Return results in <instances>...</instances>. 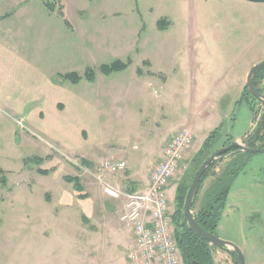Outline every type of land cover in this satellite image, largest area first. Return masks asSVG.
<instances>
[{
	"label": "rangeland",
	"instance_id": "374dc122",
	"mask_svg": "<svg viewBox=\"0 0 264 264\" xmlns=\"http://www.w3.org/2000/svg\"><path fill=\"white\" fill-rule=\"evenodd\" d=\"M39 1L52 3L53 0ZM54 1L67 4L66 13L69 20L73 24L80 21L89 23V30L97 23L103 24L107 33L111 25L125 27V30L120 31V44L117 47V50L120 48L121 54L129 50L135 38V47L126 53L128 57L117 56L115 50L110 47L105 48L107 51L97 54L98 66L110 65L117 58H122L124 62L130 59L131 64L132 59L134 61V64H130L125 71L110 76H103L99 72L103 80L98 84L101 92L104 89L103 85L111 89L117 85L126 87L134 85L137 88L143 85L149 90L147 94L151 95L153 103L160 102L157 99L159 96L162 102L164 100L168 105L176 108L174 111L179 110L177 114L180 113L184 118L188 116L189 105L194 101V104L202 108L203 117L197 123L201 134L208 129L211 121L214 123L220 121V128L214 134L211 146L203 156L193 158L194 149L190 158L183 156L179 170L170 182L171 188L168 194L171 201L175 199L180 181L188 176L186 183L188 185L206 156L251 133L252 124L254 125L252 110L246 102L240 101L242 82L239 81L244 77L246 84V77L252 67L264 62L263 59L250 66L252 60L264 58V29L263 34H260L261 28H264V3H256L259 6L257 10L248 9L244 12L237 7L238 4L234 0ZM241 1L246 3L244 0ZM57 12L58 10L55 12V17L65 26L64 20L58 17ZM116 14L119 16H114ZM162 19L172 24L170 28L168 24V29L165 31L157 27V22ZM255 26L261 27L258 33L255 31ZM65 27L68 28L67 25ZM145 38L147 49L143 53L141 49L144 50ZM127 42L130 43L129 46L126 45ZM193 51L199 54L198 56L207 58L210 56L211 59L217 56L221 59L224 56L225 60L220 63L230 65L233 70L227 73L229 69H225L226 71L221 72L214 68L213 63L202 64L204 72H199L197 76H202L204 79L195 94L183 95L177 92L175 87L177 85L187 87L189 79L179 75L172 76L170 72L166 75L152 74L156 83L152 80L151 88H148L146 83L133 82L130 75L132 70L136 76H140L150 68L149 63L145 61H153L151 62L153 70H157V66L168 69L174 63L188 60ZM139 54L141 56L138 59L136 56ZM144 57L147 60L142 62ZM81 64H85V60H78V66ZM93 64L89 62L90 68L95 70ZM133 65L135 68L131 69ZM78 72L84 73L80 70ZM216 80H222L224 87L212 89ZM80 82L79 86H73L77 89L75 92L86 86L84 79ZM142 92V94L139 91L135 92L132 98L136 105L130 108V103H126L123 106V112H126L127 108L136 109L140 106L138 98L146 93L145 90ZM110 96L114 97L112 91ZM111 105V109L107 111L109 116L106 118L103 116L102 119V121L111 120L114 124L103 127L104 133L110 136L126 129L125 126L117 125L118 110L114 111ZM13 116L6 110L0 111V169L5 172L7 179L5 186L0 184V264H73L72 255L76 251H69L71 248L66 246L63 238L60 239L61 235L48 237L47 232L43 234L41 230L39 231L38 219L48 213L44 201L45 192L55 190L61 177L71 174V168L68 165L77 166L79 162L70 153L56 152V149L68 152L57 141L58 139L54 141L47 135H43L39 129ZM131 127L135 129L134 122L131 123ZM104 139L105 136H103ZM137 142L136 150L126 149V154L129 152L137 155L149 154L154 147L152 141L148 144ZM49 145L53 152L51 155L58 157L61 167H58L56 173L50 171L48 176H41L37 174V169L50 170L53 164L51 161L47 162L49 157L43 158ZM192 147L188 151L192 150ZM31 158H42L45 162L40 166L25 162L26 159ZM109 159L115 158L111 156ZM217 167L220 173L227 169V173L236 172L237 175L233 179H230L229 174L221 177L222 188L228 187L229 191L226 207L215 232L216 236L237 245L244 255L246 264H264V153L234 154L222 158ZM98 170L99 168L96 176L99 173ZM107 175L103 174L102 177ZM211 181L212 179L205 182L204 190ZM222 188L215 195L219 196ZM82 205L81 200H76L74 207L82 210ZM47 220L46 215L45 224ZM262 235L263 239H260ZM96 242H101V239H96ZM214 253V264H233L231 258L225 253L218 250H214Z\"/></svg>",
	"mask_w": 264,
	"mask_h": 264
},
{
	"label": "crops",
	"instance_id": "0c3cea01",
	"mask_svg": "<svg viewBox=\"0 0 264 264\" xmlns=\"http://www.w3.org/2000/svg\"><path fill=\"white\" fill-rule=\"evenodd\" d=\"M234 2L244 12L248 9H259L258 4L253 2L245 3L241 0ZM52 3H56V6L53 11H49L47 8L44 9V2L39 0H0V111L6 110L12 113L13 117L39 129L43 135L53 140L58 139L57 141L68 152L61 149L60 151L56 149V152L70 153L79 162L77 166L68 165L71 174L67 176L79 179L81 194L85 195V198L79 199L73 184L65 182L66 176H62L57 188L44 194L48 208V213L45 214L48 220L45 224L46 215L38 219L39 231L41 230L43 234L47 232L48 237L61 235L60 239L63 238L66 246L71 248L69 251H76L72 255V260L70 259L73 264H125L130 234L119 219L121 202L95 178L97 169L111 156L116 161L123 160L127 164V170L115 176H103L101 178L103 183L112 190L122 192L135 193L143 190L148 184L150 173L161 160L164 149L178 130L188 129L193 134L192 150L184 153V158H190L193 149L196 155L207 137L213 131L219 130L220 121L217 123L211 121L208 129L201 134L197 123L203 117L202 108L194 104V101L189 105L188 116L184 118L180 113L177 114L179 110L174 111L176 108L171 107L164 100L162 102L159 96L157 99L160 102L153 103L151 95L147 94L149 90L143 85L141 88L134 85L129 87L117 85L112 89L103 85L104 89L101 92L98 84L103 80L98 73L102 65H97V54L107 51L105 48L110 47L115 50L117 56L128 57L126 53L135 47V38L129 50L121 54L120 48L117 50V47L120 44V31L125 30V27L111 25L107 33L103 24L97 23L89 30V23L80 21L73 24L69 20L66 13L67 4L54 0ZM59 9L62 10L63 16L57 12L58 17L60 16L64 23L66 20L68 24H65L68 28L55 17V12ZM164 22L163 31L168 29L169 24L167 20ZM171 26L172 24H169V28ZM260 28L255 26V31L258 33ZM263 29L261 28L260 34H263ZM143 41L144 50L141 49V52L145 53L146 38ZM198 55L193 51L188 60L174 63L168 69L157 66V70H153L151 64L153 61L150 62L144 57L142 62L147 60L145 62L149 63L150 68L140 76H136L133 70L130 75L134 83H146L148 88H151L152 80L156 83L151 76L155 73L166 75L170 72L172 76L185 77L189 79L187 81L189 85L175 87L177 92L185 95L195 94L200 87L199 84H202L204 78L197 76L203 71L202 64L213 63L214 68L221 72L229 69L228 73L233 70L230 65L220 63L225 60L224 56L221 59L212 56L215 59H211L210 56L207 58ZM139 56L141 54L136 58L139 59ZM263 59L260 57L252 60L250 66ZM78 60H85V64L78 66ZM88 60L94 63L96 79L93 83L85 81L86 86L75 92L77 89L73 86H79L82 82L73 85L62 82L60 77L71 73L83 77L85 71L91 69ZM117 60L122 61V58ZM133 62L132 59V64ZM133 66L130 68L134 69L135 65ZM79 70L84 73L79 74ZM239 82L243 84V86L241 84L242 95L245 88L244 77ZM212 87V89L224 87V82L216 80ZM142 90L146 93L138 98L140 106L136 109L127 108L126 112H123L126 103H130V108L136 105L132 96L136 91L142 94ZM111 91L114 94L112 98ZM100 99H104L105 102ZM240 101L243 102L241 98ZM110 105L113 106L114 111L118 110L117 125L126 128L111 136L104 133L103 127L114 124L111 120L102 121L103 116L105 118L109 116L107 111L111 109ZM132 122L135 123V129L131 127ZM27 133L30 134V131L27 130ZM103 136H105L104 140ZM137 141L144 144L152 141L154 147L149 154L137 155L131 152L126 154V149L136 150L134 147L137 148ZM52 153L49 145L43 158L51 159L47 161L53 163L50 171L56 173L61 165L58 157L51 155ZM76 200L82 201V210L74 207ZM98 238L101 239L99 243L96 242ZM259 238L263 239V235ZM112 259L115 260L110 261Z\"/></svg>",
	"mask_w": 264,
	"mask_h": 264
},
{
	"label": "built area",
	"instance_id": "2783aa9c",
	"mask_svg": "<svg viewBox=\"0 0 264 264\" xmlns=\"http://www.w3.org/2000/svg\"><path fill=\"white\" fill-rule=\"evenodd\" d=\"M193 142L188 129L178 130L150 173L147 186L135 193L112 190L101 179L103 174L124 172L127 169L125 161L106 159L100 165L95 178L121 202L119 219L130 234L125 264H183L175 240L174 205L168 197V189L184 153Z\"/></svg>",
	"mask_w": 264,
	"mask_h": 264
},
{
	"label": "trees",
	"instance_id": "16d2710c",
	"mask_svg": "<svg viewBox=\"0 0 264 264\" xmlns=\"http://www.w3.org/2000/svg\"><path fill=\"white\" fill-rule=\"evenodd\" d=\"M246 1L253 2V3H264V0H246ZM44 5L49 11H53V8L56 6V3L45 1ZM58 12L61 16H63L61 9H59ZM65 23H67L66 20H65ZM164 23H165L164 20H161L158 22L157 27L159 30L163 31L165 29ZM130 64H131L130 59H128L126 62L117 60V61L112 62L110 65H102L99 68V72L103 76H110L114 73L125 71ZM263 74H264V69H261L255 73L254 77H256L257 75H260V77L262 78ZM83 79L87 81L88 83H93L96 79V71L93 69H87L83 77H80L76 73H71L63 77H60V80L62 82H69L73 85L78 84ZM215 133L216 131H213L207 137L201 149L195 155L194 158H199L200 156H203L204 153L207 150H209L211 143H212V138L214 137ZM246 145L247 147L252 148V149L258 148L253 138H251ZM237 154H240V153H237ZM208 156H206L203 159V161ZM221 159L222 158H219L217 161L211 163L208 169L206 170V172L204 173V175L202 176L201 181H200L199 191L195 197L193 207H192L193 216L195 220L204 229H206L207 231H209L210 233L214 235H216L215 232L218 228L219 222L221 220L224 209L226 207V200H227L228 191H229L228 187L222 188L223 185L221 182L223 180L221 177L225 176L226 174H229L230 179H233L237 175L236 172L227 173V169H224L220 173L217 165L221 161ZM44 161L45 160L42 158H31V159L25 160L26 163L33 164L34 166H40L41 164H43ZM82 163L84 164V162ZM36 172L37 174L41 176H48L50 173V170H43L39 168L37 169ZM211 179H212L211 183L204 190L203 188L205 187L204 186L205 182ZM64 181L69 184H73L74 190L79 194L78 195L79 199L85 198V195L81 194L82 187L77 177L66 176L64 178ZM187 181H188V176H186L182 181H180V183L177 186L176 196L174 199L175 213L173 215L175 240H176L178 249L180 251L182 263L183 264H214L215 262L214 250L216 249L209 246L207 242L202 240L196 233L190 230L186 226V222L183 218V203H184L186 192L190 186L191 179L188 185L186 184ZM6 183H7V179H6L5 172L0 169V184L2 186H5ZM221 188H222V191L220 195L219 196L215 195L218 192V190ZM128 193H131V192H128ZM228 256L231 258L233 264H239L235 254L231 253Z\"/></svg>",
	"mask_w": 264,
	"mask_h": 264
},
{
	"label": "water",
	"instance_id": "95a60500",
	"mask_svg": "<svg viewBox=\"0 0 264 264\" xmlns=\"http://www.w3.org/2000/svg\"><path fill=\"white\" fill-rule=\"evenodd\" d=\"M261 69H264V62L256 64L255 66L252 67V69L250 70L249 74L246 77L245 86L248 92L260 104L261 108L264 109V95L260 94L258 91L255 90L253 82H252L253 76L255 75V73ZM237 153H249V154L264 153V148L263 149L249 148L243 142V139H240V140L234 141L229 146L224 147L214 152L209 157H207L202 162L198 170L195 172L191 180L190 186L186 192L184 203H183V218L186 222V226L190 230H192L194 233H196L202 240L207 242L209 246L215 248L218 251L225 253L226 255L233 253L235 254L239 264H246L244 255L241 249L237 245L229 241H224L222 239H219L216 235L204 229L195 220L193 216V211H192L195 197L199 191L201 178L206 172V170L208 169L209 165L217 161L219 158L230 157Z\"/></svg>",
	"mask_w": 264,
	"mask_h": 264
},
{
	"label": "flooded vegetation",
	"instance_id": "af4514ba",
	"mask_svg": "<svg viewBox=\"0 0 264 264\" xmlns=\"http://www.w3.org/2000/svg\"><path fill=\"white\" fill-rule=\"evenodd\" d=\"M252 82L255 90L258 91L260 94L264 95V74L262 78L260 77V75H257L256 77L253 76ZM241 99L243 100V102H246L249 105L250 109L252 110V115L254 120V125L252 124L251 133L247 134L243 138V142L247 144L248 141L251 138H253L255 144L258 147L257 149H263L264 148V109L261 108L257 100L248 92L246 86L244 88V92L241 95ZM174 213H175V206H174Z\"/></svg>",
	"mask_w": 264,
	"mask_h": 264
}]
</instances>
